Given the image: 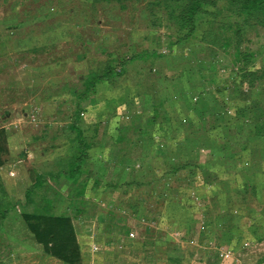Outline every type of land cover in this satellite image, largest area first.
I'll list each match as a JSON object with an SVG mask.
<instances>
[{"label":"rangeland","instance_id":"obj_1","mask_svg":"<svg viewBox=\"0 0 264 264\" xmlns=\"http://www.w3.org/2000/svg\"><path fill=\"white\" fill-rule=\"evenodd\" d=\"M231 1L202 0L187 35L185 0H0V264H66L30 233L46 199L55 215L84 208L73 264H264V128L237 119L254 105L264 121V79L240 76L264 74V27ZM235 51L247 56L232 65ZM108 67L121 76L77 101ZM72 124L89 145L83 199L67 180ZM33 171L46 181L27 203Z\"/></svg>","mask_w":264,"mask_h":264},{"label":"trees","instance_id":"obj_2","mask_svg":"<svg viewBox=\"0 0 264 264\" xmlns=\"http://www.w3.org/2000/svg\"><path fill=\"white\" fill-rule=\"evenodd\" d=\"M92 1H108V0H92ZM121 1H127V0H121ZM187 3L183 6V10L179 14L178 19L180 20L181 25L183 28H186L187 35H190L193 33L195 28V20L196 16L201 13L202 11V0H185ZM233 4L238 6V15L243 17V21L246 24L254 25L258 24L261 27H264V0H232ZM255 14H261V17L263 20H260V22L256 21L254 18H256ZM228 45L225 43L223 45V49L228 48ZM240 52V51H239ZM235 51L232 65L236 61H240L242 58H246V53ZM121 68H123V64H121ZM122 73L117 72L114 68L108 67L105 69V71L101 75H90L83 81V91L80 95H77V101H84L87 99L90 95L93 94V91L95 90V87L97 84H99L101 81H109L110 78L119 77ZM242 82L248 83L250 87H254L259 80L264 79V74L258 76L257 72L255 71H249L241 73ZM77 91H75L76 93ZM254 105L250 107L248 105L244 109H240V111H237L238 120H244L246 121V118H249L252 120L253 130L256 127L258 128L259 132H262L264 128V121H260V118H257L254 116V112L261 114L262 110L261 108H258L254 111ZM158 111V109H156ZM249 116V117H247ZM252 117V118H250ZM261 117V116H260ZM77 118V115H76ZM148 125H152L155 123L154 117H150L149 120H147ZM127 128V127H126ZM71 129L76 131V140L78 142V154L79 159L74 160L69 167L70 170L67 174V180L69 181V184L75 188L76 195L75 198L82 199V195L85 191V184L80 183V179L87 174L86 170L80 169L82 159H84L88 155L89 145L87 143V140L83 139L82 132L80 129L76 127L75 124L71 125ZM126 131V129H125ZM124 131V132H125ZM135 131L134 133H136ZM126 135H122V138L118 139V142L122 141H128L125 139ZM123 145V144H122ZM121 144L116 147L117 149V156L119 161L123 158L124 150L123 146ZM125 149V148H124ZM8 151L7 148V136L5 131L0 129V154H5ZM0 157V166L2 165ZM117 165L119 162H116ZM179 167H177L175 170H177ZM45 178L41 174H39L37 171H33L32 179L30 182V186L27 187V190L24 194V199L27 203L31 202V195L34 190L39 189L43 186L45 183ZM96 185V184H95ZM117 185H114L112 189L116 188ZM253 192H255V189H252ZM46 207L43 208L45 216L37 217L36 219V227H31L30 233L33 237V240L37 246H39L46 255L53 257L55 259L61 260L65 262L66 264H73L75 261L80 260V247L77 242V233L74 227V221L80 216L84 215L85 211L83 207H80L78 210H76L75 213H72L69 208L67 207L65 209V212H63L60 215H55L50 213L49 208L52 207V202L50 199L45 200ZM48 208V209H47ZM11 207H7L6 209L2 210L0 212V220H4L6 217V214L8 211H10ZM76 217V218H75ZM30 223V222H29ZM1 229V224H0ZM1 231V230H0ZM166 264H179L178 259H175L174 261L165 260Z\"/></svg>","mask_w":264,"mask_h":264},{"label":"crops","instance_id":"obj_3","mask_svg":"<svg viewBox=\"0 0 264 264\" xmlns=\"http://www.w3.org/2000/svg\"><path fill=\"white\" fill-rule=\"evenodd\" d=\"M38 172V171H37ZM8 173H9V171L7 170V174H6V176H8V177H6V179H7V185H6V187H7V190H9L10 192H13V190L14 191H16L15 193H19L20 191H21V186H24L25 187V183L23 182L22 183V185L20 186L19 185V180H16V179H19L18 177V173L17 172H15V171H10V173H9V175H8ZM39 174H41L40 172H38ZM42 175V174H41ZM43 176V175H42ZM16 177V178H15ZM43 178H46V176H43ZM5 179V180H6ZM30 184V183H29ZM51 185H53V183H51ZM9 188V189H8ZM98 190H99V188H98ZM117 190V189H116ZM115 190V191H116ZM94 191H96V190H94ZM93 191V192H94ZM95 193V192H94ZM84 194V193H83ZM78 199H80V198H78ZM82 199H83V195H82ZM115 208V207H114ZM113 208V209H114ZM117 208V207H116ZM84 209V208H83ZM113 209H109L110 210V214L109 213H107L106 215H108V216H110V218H112V215H114L116 212L115 211H113ZM99 218H101V217H99ZM78 223V222H77ZM79 224V223H78ZM74 227H75V230H77L76 228H77V225H76V221H74ZM7 235L5 234L4 235V237H6ZM81 239H83L82 237H81ZM164 240L166 241V237H164ZM170 239L168 238V241H169ZM81 250V254H83L84 253V255H85V253H87V251H85V250H83L82 248L80 249ZM178 252H179V250H178ZM88 254H89V252H88ZM87 254V255H88ZM92 255V253H90L89 254V256H91ZM86 258V257H85ZM172 260V261H174L176 258L175 257H171L169 254H168V257H164V259H162V261L163 262H161V261H159V262H161V263H165V260ZM166 264V263H165Z\"/></svg>","mask_w":264,"mask_h":264}]
</instances>
